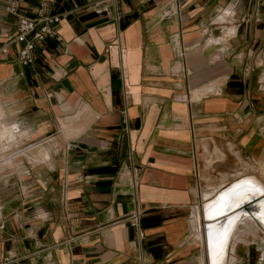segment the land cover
<instances>
[{
  "label": "crops",
  "instance_id": "0c3cea01",
  "mask_svg": "<svg viewBox=\"0 0 264 264\" xmlns=\"http://www.w3.org/2000/svg\"><path fill=\"white\" fill-rule=\"evenodd\" d=\"M7 2L0 0V256L214 264L197 140L225 139L262 177L264 0H55L57 35L37 43L28 64L18 59ZM38 3L21 0L19 11L34 15ZM202 144L209 156L228 153ZM135 206L140 236L125 218ZM259 217L258 237L240 233L224 264H264Z\"/></svg>",
  "mask_w": 264,
  "mask_h": 264
},
{
  "label": "rangeland",
  "instance_id": "374dc122",
  "mask_svg": "<svg viewBox=\"0 0 264 264\" xmlns=\"http://www.w3.org/2000/svg\"><path fill=\"white\" fill-rule=\"evenodd\" d=\"M205 140L211 143H216L223 151L228 153H226L225 155L217 150L218 152L214 156H209L208 152L203 151L202 143ZM227 145H229V143H227L225 139L219 136H212L210 138L197 140L196 169L199 178L198 189L200 194L202 189V196L204 199L203 208H204L206 220H210L214 218L217 210L222 205V196L241 187L242 185H252L253 187L256 188L258 187V183L264 185L263 166L261 165L259 167L261 174H263L261 175L263 177L262 178L259 175L249 171L253 168H256L254 164L251 165L248 162H244L238 153H236L235 155L230 153V150L229 151L227 150ZM6 154L7 152L0 153V155L3 156ZM249 162L251 161L249 160ZM240 166L245 167V169H241L242 167ZM194 219H196V214H194L192 221ZM261 224L264 228V222ZM258 229L259 226L255 219H251L247 217H239L235 219L234 223L231 226V230L228 235L227 241L222 247L224 248V250H226V256H227L226 248L229 246L230 241H234L235 239H237L240 233H250L252 234L253 237H258L257 234ZM214 254L215 252H213L211 255L212 261L215 257ZM200 264H204L203 259H201Z\"/></svg>",
  "mask_w": 264,
  "mask_h": 264
},
{
  "label": "built area",
  "instance_id": "2783aa9c",
  "mask_svg": "<svg viewBox=\"0 0 264 264\" xmlns=\"http://www.w3.org/2000/svg\"><path fill=\"white\" fill-rule=\"evenodd\" d=\"M21 0H8L5 8L16 15L15 29L11 38L19 41L18 59L23 64L33 62L34 49L37 43L42 41L46 36L57 35L53 23L58 20L56 14L50 13V8L55 0H39L38 6L34 15H29L19 11V3ZM59 37V36H57ZM18 129V127H17ZM130 181L133 186L138 181L136 168L133 169L130 175ZM135 198V195H134ZM129 224L136 230L137 236H140L141 230V210L138 207H133L125 216ZM3 227V220L0 218V229ZM0 264H21L18 261V256L5 254L0 256Z\"/></svg>",
  "mask_w": 264,
  "mask_h": 264
},
{
  "label": "bare ground",
  "instance_id": "6f19581e",
  "mask_svg": "<svg viewBox=\"0 0 264 264\" xmlns=\"http://www.w3.org/2000/svg\"><path fill=\"white\" fill-rule=\"evenodd\" d=\"M262 195H264L263 187L258 189L252 185H242L222 196V205L217 210L214 218L207 220L206 223L210 256L215 252L214 264L224 263L225 250L222 247L227 241L235 219L247 217L258 221L255 217L261 216L259 217V222H264V216H262V212H264V196L258 199Z\"/></svg>",
  "mask_w": 264,
  "mask_h": 264
}]
</instances>
